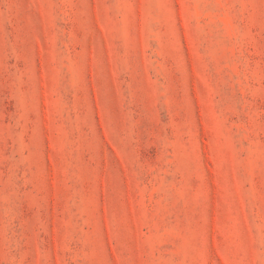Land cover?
Wrapping results in <instances>:
<instances>
[{
    "label": "rangeland",
    "instance_id": "rangeland-1",
    "mask_svg": "<svg viewBox=\"0 0 264 264\" xmlns=\"http://www.w3.org/2000/svg\"><path fill=\"white\" fill-rule=\"evenodd\" d=\"M0 264H264V0H0Z\"/></svg>",
    "mask_w": 264,
    "mask_h": 264
}]
</instances>
